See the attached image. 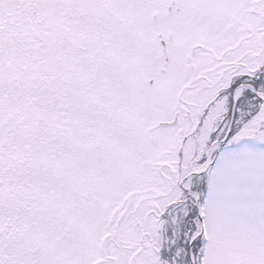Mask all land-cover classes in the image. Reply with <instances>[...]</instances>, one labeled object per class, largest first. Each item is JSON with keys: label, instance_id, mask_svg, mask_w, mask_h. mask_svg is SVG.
Returning a JSON list of instances; mask_svg holds the SVG:
<instances>
[{"label": "snow or ice", "instance_id": "6c2138e0", "mask_svg": "<svg viewBox=\"0 0 264 264\" xmlns=\"http://www.w3.org/2000/svg\"><path fill=\"white\" fill-rule=\"evenodd\" d=\"M0 264H264V0H0Z\"/></svg>", "mask_w": 264, "mask_h": 264}]
</instances>
